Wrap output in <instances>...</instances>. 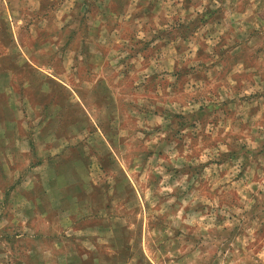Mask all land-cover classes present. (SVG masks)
Here are the masks:
<instances>
[{"label": "rangeland", "instance_id": "374dc122", "mask_svg": "<svg viewBox=\"0 0 264 264\" xmlns=\"http://www.w3.org/2000/svg\"><path fill=\"white\" fill-rule=\"evenodd\" d=\"M0 264H264V0H0Z\"/></svg>", "mask_w": 264, "mask_h": 264}]
</instances>
